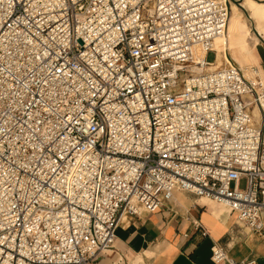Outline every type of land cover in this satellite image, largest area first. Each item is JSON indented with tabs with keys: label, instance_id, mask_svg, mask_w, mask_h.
Instances as JSON below:
<instances>
[{
	"label": "built area",
	"instance_id": "2783aa9c",
	"mask_svg": "<svg viewBox=\"0 0 264 264\" xmlns=\"http://www.w3.org/2000/svg\"><path fill=\"white\" fill-rule=\"evenodd\" d=\"M229 18V0H0V264H94L176 191L262 233L264 81L207 57Z\"/></svg>",
	"mask_w": 264,
	"mask_h": 264
},
{
	"label": "crops",
	"instance_id": "0c3cea01",
	"mask_svg": "<svg viewBox=\"0 0 264 264\" xmlns=\"http://www.w3.org/2000/svg\"><path fill=\"white\" fill-rule=\"evenodd\" d=\"M229 5L227 33L212 51V62L215 67L230 60L243 69L257 66L263 79L264 0H229ZM203 200L176 191L175 198L157 212L123 215L114 248L94 264H217L212 259L214 242L224 245L237 261L255 258L264 264V227L262 233L251 231L238 222L235 213L220 211ZM262 218L264 223V211ZM196 222L209 231L208 236H202Z\"/></svg>",
	"mask_w": 264,
	"mask_h": 264
},
{
	"label": "rangeland",
	"instance_id": "374dc122",
	"mask_svg": "<svg viewBox=\"0 0 264 264\" xmlns=\"http://www.w3.org/2000/svg\"><path fill=\"white\" fill-rule=\"evenodd\" d=\"M214 58H215V53H214V52H210V53L208 54V60L213 61ZM252 64L255 65L254 62H252ZM258 68H259V67H258ZM201 71H202V70H199V69H198V70H195V71H193V72H194V73H200ZM263 79H264V77H263ZM263 79H262V80H263ZM263 81H264V80H263ZM245 185H246V182H245V180H243L242 183H241V186L244 187ZM203 201H204V202H210L213 206L219 208L220 211H227V210H228L225 206H223V205H221V204H219V203H217V202H215V201H210V200H208V199H204Z\"/></svg>",
	"mask_w": 264,
	"mask_h": 264
},
{
	"label": "bare ground",
	"instance_id": "6f19581e",
	"mask_svg": "<svg viewBox=\"0 0 264 264\" xmlns=\"http://www.w3.org/2000/svg\"><path fill=\"white\" fill-rule=\"evenodd\" d=\"M225 36H226V34H225ZM225 36H222V37L217 38L216 43H215V48H216V49H217L216 46H217L218 41L224 39ZM224 48H225V47H224ZM194 52H195V55H196L197 58L203 57L204 54H205L204 51L201 50V48H200L199 46H196V47H195ZM252 67H254V66H251V67H248V68L244 69V70L246 71L247 74L250 75V74L253 73V69H252Z\"/></svg>",
	"mask_w": 264,
	"mask_h": 264
}]
</instances>
